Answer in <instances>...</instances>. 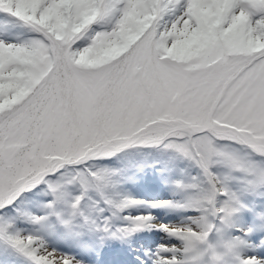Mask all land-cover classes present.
Instances as JSON below:
<instances>
[{"label": "snow or ice", "instance_id": "obj_1", "mask_svg": "<svg viewBox=\"0 0 264 264\" xmlns=\"http://www.w3.org/2000/svg\"><path fill=\"white\" fill-rule=\"evenodd\" d=\"M118 156L171 198L124 194ZM150 229L175 242L136 264H264V0H0V264Z\"/></svg>", "mask_w": 264, "mask_h": 264}, {"label": "rangeland", "instance_id": "obj_2", "mask_svg": "<svg viewBox=\"0 0 264 264\" xmlns=\"http://www.w3.org/2000/svg\"><path fill=\"white\" fill-rule=\"evenodd\" d=\"M152 176V172L150 168H143L140 173L137 175V179L133 182H127L122 190L124 194L131 195L132 197L144 201H154V200H166L171 198V192L167 187L160 186L158 183L148 179ZM151 211L152 214L156 217V223H176L180 219V214L174 211H170L168 209L163 208H145V207H133L127 209L123 216H138L142 213H146ZM118 224L125 223L123 220H118ZM260 235V234H257ZM138 238H143L145 241L153 240V242L145 244V242L138 241L137 246L133 247L129 251V256L131 260H127V256L125 259H122L124 263L136 264L137 257H141L144 260H147V257L144 256L145 252H154L156 246L161 243H174L175 241L169 240L165 233L161 231H157L155 229L144 230L139 233ZM136 238V237H135ZM49 246L52 248H56L57 251L61 253H66L69 255H77L79 258L80 250L75 245L65 246L64 241H56L53 239H49ZM90 260L92 257L89 258ZM103 259V256L101 257ZM150 264V261H148Z\"/></svg>", "mask_w": 264, "mask_h": 264}, {"label": "trees", "instance_id": "obj_3", "mask_svg": "<svg viewBox=\"0 0 264 264\" xmlns=\"http://www.w3.org/2000/svg\"><path fill=\"white\" fill-rule=\"evenodd\" d=\"M118 161H121L120 160V156L114 157V158H111V159H106V160L98 161L97 163L102 164V165H106V164H109V163L112 164V163H115V162H118Z\"/></svg>", "mask_w": 264, "mask_h": 264}]
</instances>
